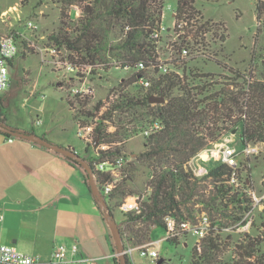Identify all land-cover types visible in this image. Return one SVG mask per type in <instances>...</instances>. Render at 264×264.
Here are the masks:
<instances>
[{"label": "trees", "instance_id": "16d2710c", "mask_svg": "<svg viewBox=\"0 0 264 264\" xmlns=\"http://www.w3.org/2000/svg\"><path fill=\"white\" fill-rule=\"evenodd\" d=\"M177 1L176 19L190 24L196 19L205 20L199 3L220 0ZM57 3L59 28L49 40L54 48L65 51L71 61L92 67L93 75L98 71L108 75L117 67L134 68L140 62L148 66L156 63L159 40L155 34L163 24L166 0H57ZM73 7L81 10L76 21L70 15ZM256 13L258 23L264 26V0H256ZM209 23L203 26L204 32ZM222 38L225 42L227 37ZM184 72V78L175 75L151 78L152 86L148 89L139 86V75H134L110 92L109 97L116 93L113 101H99L90 109L89 97L67 99L75 123L98 120L93 143L88 148L110 146L107 151H98L94 159L86 160L99 188L111 178L97 170L98 164L117 157L131 158L122 182L105 199V212L115 218L116 211L132 196L128 185L136 183L140 172L148 177L146 190L153 188L140 215H123L120 232L124 247L144 245L155 239L157 231L163 235L167 216L194 220L201 212H207L221 230L241 221L249 209L251 200L245 192L232 193L228 184L232 170L228 166L213 165L209 175L199 179L186 165L230 133L240 132L244 144H264V58L259 70L248 76L233 73L234 77L226 82L215 81L216 75L202 74L196 68L185 67ZM153 98L163 101L153 103ZM2 103L0 98V124L7 125ZM154 122H159L163 129L144 137L143 152L128 155L126 144ZM110 126L116 130L109 132ZM67 158L82 167L76 159ZM251 175L249 170L248 179ZM254 231L256 235L223 234L207 238L201 251L193 249L190 264H264L263 215ZM168 242L180 244L176 240ZM126 261L130 264L127 257Z\"/></svg>", "mask_w": 264, "mask_h": 264}, {"label": "rangeland", "instance_id": "374dc122", "mask_svg": "<svg viewBox=\"0 0 264 264\" xmlns=\"http://www.w3.org/2000/svg\"><path fill=\"white\" fill-rule=\"evenodd\" d=\"M177 5V0H166L164 26L174 28ZM59 7L57 0H0V37L15 36L19 46V53L10 65V87L1 96L2 112L12 123L27 124L29 130L36 134L50 132L51 138L62 141L66 148L90 161L95 158L94 149L88 148L87 143L78 136V126L72 118L67 101L72 99L69 93L71 84L66 81L64 69L60 70L56 63L57 56L63 57L66 52L54 48L49 40L51 35L58 32ZM198 9L206 21L223 24L227 38L222 49L220 44L212 47L208 53L211 57L193 62L192 68L199 69L202 74L216 75L215 81L225 82L234 77L233 73L248 76L261 68L264 58V26L257 21L256 0L199 3ZM260 26L263 27L261 33L258 31ZM214 51L218 53L217 56ZM254 54L255 59L252 61ZM102 75L104 78L101 82L95 79L96 92L90 98L88 109L99 101L110 102V92L119 88L120 80L129 76V72L111 69L108 75ZM104 111L105 108L98 116ZM38 119L43 122L40 126L36 125ZM94 121L93 118L88 123ZM235 138L240 146V132L235 133ZM144 149L142 136L134 137L126 144L128 155H138ZM130 161L131 158L128 163ZM244 162L248 164H243V175H248L250 170L253 180L251 186L264 191L261 188L264 185V156L249 158ZM147 183L148 177L140 172L136 183L128 185V193L132 196L144 194ZM123 215L119 209L115 213L119 225ZM252 233L257 234L255 231ZM162 236L157 231L154 238L157 240ZM196 240L190 234L187 238L188 247L175 246L166 241L162 244V256L176 264H190ZM135 256L139 263L149 262Z\"/></svg>", "mask_w": 264, "mask_h": 264}, {"label": "built area", "instance_id": "2783aa9c", "mask_svg": "<svg viewBox=\"0 0 264 264\" xmlns=\"http://www.w3.org/2000/svg\"><path fill=\"white\" fill-rule=\"evenodd\" d=\"M70 15L73 20L81 17V10L73 7L70 10ZM174 28H168L161 25V30L155 34V38L159 40L158 59L151 66L144 62H140L134 68L115 69L129 72V76L120 80V84L127 82L132 76L139 75L137 84L148 89L152 86L151 78H158L162 75H175L184 78V68H192L193 62L205 59L210 56V49L214 46L224 44L222 37L226 36V28L220 23L214 21H201L196 19L190 24L188 21L176 19ZM200 20V21H199ZM206 22H210L207 27V32L203 31V26ZM219 30V31H218ZM226 42V41H225ZM19 53L17 40L11 37L0 38V98L4 92L10 87V63ZM215 53V51H214ZM213 53V57L214 56ZM211 57V56H210ZM57 65L65 71L66 81L71 84L70 96L71 100L76 98L93 97L95 95V79L101 82L104 78L101 71L97 74H92V67L77 64L71 61L66 53L63 57L57 56ZM116 97V93H112L111 101ZM108 103V102H107ZM93 119V118H92ZM92 119H83L76 123L78 126V136L83 139L87 145L93 143L94 131L97 125V119L94 122L88 123ZM42 120L38 119L36 125H42ZM163 126L159 122L152 123L146 130L140 133V136L149 137L160 132ZM114 126L109 127V132H114ZM13 138L9 139L12 143ZM95 155L98 151H107L110 149L108 145L94 146ZM264 156V144L262 143H242L240 146L235 138V133H230L223 136L218 142L213 143L209 148L204 149L193 157L186 165L187 170L195 178H204L209 175L210 168L213 165H226L231 170L229 186L232 187V193L245 192L251 200L249 209L245 212L244 217L233 226L219 229L211 216L207 212H201L194 220L177 219L174 216L164 218L165 232L160 239L152 240L144 245L132 246L126 245L123 249V255L128 258L130 264H176L171 260H167L162 256V244L166 241L176 240L179 246L188 247L187 238L193 234L197 240L195 247L201 251L204 241L217 235L228 234H253L255 225L260 222L261 216H264V191L252 187L253 180L248 179V176L243 175V164L249 158ZM128 164L125 157H117L114 161H106L98 164L97 170L110 175L111 181L103 183L100 188V197L104 201L108 198L117 185L123 180V172ZM264 190V185L261 186ZM153 191L152 187H148L142 195H134L128 197L120 207L122 214L140 215L143 211V204L147 201V197ZM0 219L3 216L0 215ZM80 251L77 243L70 248L66 245L57 246L47 264H67L68 256L71 252L76 255ZM138 255L140 259L149 261L147 263H139L136 260ZM85 260L81 257L78 260L79 264H84ZM44 260L41 255H27L15 247L0 244V264H43Z\"/></svg>", "mask_w": 264, "mask_h": 264}, {"label": "crops", "instance_id": "0c3cea01", "mask_svg": "<svg viewBox=\"0 0 264 264\" xmlns=\"http://www.w3.org/2000/svg\"><path fill=\"white\" fill-rule=\"evenodd\" d=\"M6 123L2 125L36 134L27 124H14L8 117ZM36 135L65 147L50 132ZM67 157L34 140L0 131V244L41 255L47 264L57 246L70 248L77 243L80 251L70 252L67 264H79L81 257L84 264H122L87 170Z\"/></svg>", "mask_w": 264, "mask_h": 264}, {"label": "water", "instance_id": "95a60500", "mask_svg": "<svg viewBox=\"0 0 264 264\" xmlns=\"http://www.w3.org/2000/svg\"><path fill=\"white\" fill-rule=\"evenodd\" d=\"M162 101H163L162 99H158V98L152 99L153 103H160ZM0 131L3 133H6L8 135L17 137V138L34 140V141L40 143L41 145H43L49 149H52V150L60 152V153H64V154L68 155L69 157L76 159L82 166L85 167V169L87 170L88 175H89V180H90V183L92 186L93 193H94L95 197H97L99 203L101 204L103 212L105 213V218L108 221V223H109V225L113 231V236L116 239L119 251L121 253L120 259L122 261V264H127L126 257L123 255L124 244H123V240L121 237L120 227H119L118 223L116 222L115 218L110 217L105 212L104 201H103L102 197H100V189L98 188V186L95 183L93 170L90 167V165L88 164V162L84 158L79 156L76 152H74L72 149L56 145V144L48 141L47 139H45L41 136H38L34 133H26V132H22V131H17V130L12 129L9 126H5L2 124H0ZM234 133H236V132H234Z\"/></svg>", "mask_w": 264, "mask_h": 264}]
</instances>
